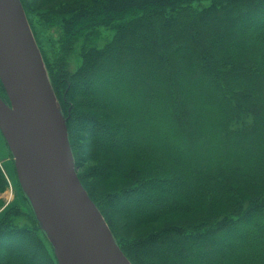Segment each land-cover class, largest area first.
Wrapping results in <instances>:
<instances>
[{
  "label": "trees",
  "instance_id": "16d2710c",
  "mask_svg": "<svg viewBox=\"0 0 264 264\" xmlns=\"http://www.w3.org/2000/svg\"><path fill=\"white\" fill-rule=\"evenodd\" d=\"M20 2L129 262L264 264V0ZM0 264H57L33 210L0 212Z\"/></svg>",
  "mask_w": 264,
  "mask_h": 264
},
{
  "label": "water",
  "instance_id": "95a60500",
  "mask_svg": "<svg viewBox=\"0 0 264 264\" xmlns=\"http://www.w3.org/2000/svg\"><path fill=\"white\" fill-rule=\"evenodd\" d=\"M0 133L57 264H131L76 173L65 120L20 0H0Z\"/></svg>",
  "mask_w": 264,
  "mask_h": 264
},
{
  "label": "rangeland",
  "instance_id": "374dc122",
  "mask_svg": "<svg viewBox=\"0 0 264 264\" xmlns=\"http://www.w3.org/2000/svg\"><path fill=\"white\" fill-rule=\"evenodd\" d=\"M102 33L103 34L101 35L100 40L97 43L99 46L107 42L109 38H112L111 33L109 32H102ZM49 36L54 38L56 34L55 32L51 30V32L49 33ZM77 65H78V61L76 57H72L69 59L70 69L72 70L75 69ZM10 153L0 133V168L7 181L6 191L0 194V198L3 201L1 208H0V212L6 210L9 207L17 206L25 214H30L33 209H32L30 202H28L29 200L26 199L27 197L25 193L21 191L19 188L18 176L15 171L13 157L11 156ZM91 165H94V164L83 160V162L80 163V169L85 171L86 169L91 167ZM22 222L24 223V220H22L21 223Z\"/></svg>",
  "mask_w": 264,
  "mask_h": 264
},
{
  "label": "bare ground",
  "instance_id": "6f19581e",
  "mask_svg": "<svg viewBox=\"0 0 264 264\" xmlns=\"http://www.w3.org/2000/svg\"><path fill=\"white\" fill-rule=\"evenodd\" d=\"M77 173V172H76Z\"/></svg>",
  "mask_w": 264,
  "mask_h": 264
}]
</instances>
